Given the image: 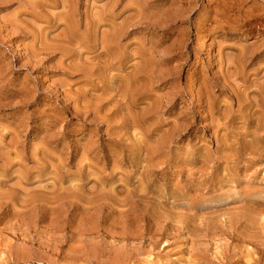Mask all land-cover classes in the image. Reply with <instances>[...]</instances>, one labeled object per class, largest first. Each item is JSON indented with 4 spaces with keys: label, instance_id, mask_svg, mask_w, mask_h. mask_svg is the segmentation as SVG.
<instances>
[{
    "label": "rangeland",
    "instance_id": "obj_1",
    "mask_svg": "<svg viewBox=\"0 0 264 264\" xmlns=\"http://www.w3.org/2000/svg\"><path fill=\"white\" fill-rule=\"evenodd\" d=\"M0 264H264V0H0Z\"/></svg>",
    "mask_w": 264,
    "mask_h": 264
},
{
    "label": "bare ground",
    "instance_id": "obj_2",
    "mask_svg": "<svg viewBox=\"0 0 264 264\" xmlns=\"http://www.w3.org/2000/svg\"><path fill=\"white\" fill-rule=\"evenodd\" d=\"M73 74V73H72Z\"/></svg>",
    "mask_w": 264,
    "mask_h": 264
}]
</instances>
